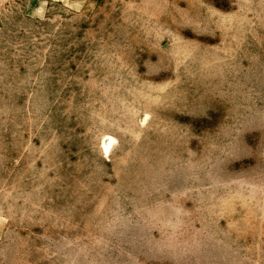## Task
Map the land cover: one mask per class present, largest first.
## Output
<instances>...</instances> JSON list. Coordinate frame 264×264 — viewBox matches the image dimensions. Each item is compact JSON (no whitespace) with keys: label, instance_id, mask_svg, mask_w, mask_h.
<instances>
[{"label":"rangeland","instance_id":"374dc122","mask_svg":"<svg viewBox=\"0 0 264 264\" xmlns=\"http://www.w3.org/2000/svg\"><path fill=\"white\" fill-rule=\"evenodd\" d=\"M0 264H264V0H0Z\"/></svg>","mask_w":264,"mask_h":264},{"label":"bare ground","instance_id":"6f19581e","mask_svg":"<svg viewBox=\"0 0 264 264\" xmlns=\"http://www.w3.org/2000/svg\"><path fill=\"white\" fill-rule=\"evenodd\" d=\"M109 140H107V141H109ZM111 141H113V139H111ZM104 148H105L106 153H108L111 150V145L106 143V144H104Z\"/></svg>","mask_w":264,"mask_h":264}]
</instances>
